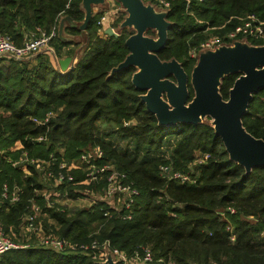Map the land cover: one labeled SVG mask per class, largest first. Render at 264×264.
<instances>
[{
  "label": "trees",
  "instance_id": "obj_1",
  "mask_svg": "<svg viewBox=\"0 0 264 264\" xmlns=\"http://www.w3.org/2000/svg\"><path fill=\"white\" fill-rule=\"evenodd\" d=\"M171 1L168 40L158 55L162 60L174 56L189 75L198 58H188L187 53L205 38L208 23L224 34L235 29L239 16L254 13L264 20V0ZM82 3L0 0V33L10 34L18 43H22L24 31L60 28L62 12L74 20L72 24L67 21L66 31L85 34L87 42L67 72L57 68L48 51L37 55L34 66L12 59L2 64L0 59V219L6 234L18 242L17 234L25 238L21 235L23 216L29 199L34 198L47 214L45 227L58 235L74 241L109 239L130 254L138 246L148 245L156 259L152 264H168L170 257L177 264H264V165L247 172L230 158L209 122L160 125L141 98L145 92L132 82L136 67L113 71L129 54L126 40L133 33L123 30L119 37H102V13L94 14L87 29L81 30L86 15ZM123 19L120 16L116 24ZM251 40L264 45L262 40ZM52 43L59 56L62 47L69 45L59 34ZM239 76L232 73L222 78L224 99H229ZM189 91L191 100L195 95L191 82ZM51 111L56 116L48 131L35 124L33 117L44 118ZM242 120L252 135L264 139V88L254 94ZM46 133L47 141L31 140ZM17 142L23 148L14 151ZM95 146L104 150L99 163H112L127 172L140 189L132 219L115 214L108 218L105 212L113 210L104 200L65 211L48 207L37 193L44 184L35 175V167L29 165L32 174L25 175L12 164L24 151L35 159L51 160L54 155L58 164ZM198 153L210 158L199 162ZM161 165L195 181L166 179L160 173ZM72 173L74 182L67 186L69 196L76 199L80 193L74 191L79 187L75 183L85 180L86 174L82 170ZM4 184L22 186V200L14 204L3 201ZM50 218L55 224L49 223ZM23 242L29 246L7 251L1 263L103 264L87 252H59L36 246L32 240ZM160 258L165 261H157Z\"/></svg>",
  "mask_w": 264,
  "mask_h": 264
},
{
  "label": "water",
  "instance_id": "obj_2",
  "mask_svg": "<svg viewBox=\"0 0 264 264\" xmlns=\"http://www.w3.org/2000/svg\"><path fill=\"white\" fill-rule=\"evenodd\" d=\"M104 0H83L86 8L81 30H86L93 16L92 4ZM128 16L123 27L133 26L137 30L126 40L129 54L113 71L134 66L132 82L145 93L141 98L147 109L156 115L160 125L177 126L178 123L198 124L202 117L214 119V128L230 154V158L245 166L250 172L264 165V139L252 135L243 124V116L255 93L264 88V45L248 46L237 42L235 47H221L216 51L200 55L191 78L177 60L163 61L159 52L166 46L170 22L167 12H157L142 0H120ZM110 15L101 22L102 30L109 36L119 37L111 26ZM74 20L67 16L60 21L59 35L65 22ZM155 29L157 38L146 35V30ZM72 57L59 60L61 71L74 66ZM240 73L230 90L229 99L220 92L222 78ZM174 78V79H173ZM189 82L195 91L190 100ZM108 264H114L110 259Z\"/></svg>",
  "mask_w": 264,
  "mask_h": 264
},
{
  "label": "built area",
  "instance_id": "obj_3",
  "mask_svg": "<svg viewBox=\"0 0 264 264\" xmlns=\"http://www.w3.org/2000/svg\"><path fill=\"white\" fill-rule=\"evenodd\" d=\"M145 4H153V1L158 2L161 6L168 10L171 7L170 0H142ZM202 1V0H201ZM66 8H69V4ZM64 12L61 13L60 21L65 18ZM239 24L233 31H230L228 36L231 39L242 37L245 40L254 39L264 41V20L257 14H247L237 17ZM105 20L102 17L100 23ZM59 28L54 26L51 30L37 28L35 31H26L23 35L22 43H18L10 34L0 33V59L3 60H19L25 61L37 56L39 53L50 52L57 62L59 59L56 55L53 40L58 36ZM217 39H211L208 42L201 44L202 48H213ZM197 49L191 50L192 57L199 58L196 54ZM56 116V113L51 111L44 118L33 117V121L38 126H46L47 131L50 129L49 122ZM127 124V122L125 123ZM32 141L43 142L48 140V134H40L36 137H31ZM23 148L21 142H17L12 150L16 151ZM197 161L203 162L210 158L209 154H197ZM104 157V150L100 146H95L88 151L82 152L77 158L72 160L63 159L58 164L57 158L51 155V160L30 158L27 151L22 153L18 160H12L15 167H21L25 175H31L29 165L40 167L43 175L42 183L44 184L38 194H41L48 207H56L60 211L72 209L75 207L91 206L96 200H104L109 205L113 212L107 211L105 215L111 218L113 214L117 217L128 220L133 217V207L135 206L140 189L135 182L130 179L127 172L120 170L112 163H99ZM82 170L86 174V179L75 183L77 188L75 192L80 193L79 197L74 199L69 196L68 186L74 182L72 171ZM160 173L166 179H178L182 182H194L188 174L180 171H174L168 165L160 166ZM64 186V188H61ZM65 186H67L65 188ZM91 186H96L95 189ZM98 186V187H97ZM24 190L22 186L15 184L10 188L7 184L3 185L1 198L9 204H14L22 200ZM91 196V198H90ZM89 198V199H88ZM89 202L86 206H70V202ZM43 206L34 198H30L26 206L21 225V235L27 241L31 240L36 246L51 248L59 252H87L95 261L103 264H108L111 259L114 264H152L156 260L152 248L148 245L138 246L133 253H128L119 247L113 246L109 239L103 241H74L65 236L58 235L53 228H46L44 218L47 214L44 213ZM50 224H55L53 219L48 220ZM57 229H59L57 227ZM29 246L25 242L21 243L14 240L6 234L4 225L0 219V264L4 253L12 249H18ZM157 261H163L162 258Z\"/></svg>",
  "mask_w": 264,
  "mask_h": 264
},
{
  "label": "rangeland",
  "instance_id": "obj_4",
  "mask_svg": "<svg viewBox=\"0 0 264 264\" xmlns=\"http://www.w3.org/2000/svg\"><path fill=\"white\" fill-rule=\"evenodd\" d=\"M171 1V0H170ZM172 2V1H171ZM120 4V3H119ZM152 6L155 8V10L157 11V12H167L168 10H165V8L163 7V6H161L158 2H156V1H153V4H152ZM116 8H114V7H112V8H109V7H99V8H97L96 10H106L107 11V14H109L110 15V18L111 19H113V18H116V15L117 14H119V7H117V6H115ZM113 9V10H112ZM123 11V10H122ZM121 11V12H122ZM106 14V15H107ZM123 17H126L125 16V14H127L126 12H125V10L123 11ZM122 16V15H121ZM245 16V15H244ZM124 20V19H123ZM116 21H117V19L114 21L115 22V26L117 27V26H119L120 27V30H116L118 33H120L121 31H123V30H125L124 31V33H135L137 30L135 29V27H133V26H127V27H123L122 26V24H116ZM169 21V20H168ZM197 22H199V23H204V21L203 20H200V19H198L197 18ZM123 28H122V27ZM26 31H24V33H25ZM146 35L147 36H149V37H152V38H157L158 37V32H157V30H155V29H148V30H146ZM203 34H204V36H205V38L195 47L196 49H197V52H196V54L197 55H199L198 57H200V55H202V54H205V53H208L209 51H216V50H218L219 48H221V47H229V48H232V47H235L236 46V44H237V42H241V43H246V45H248V46H251V45H255V46H261V45H258V44H254L253 42H252V40L251 39H248V40H245L244 38H242V37H239V38H234V39H231L229 36H228V34L229 33H224V34H222L220 31H219V27H212L209 23H208V26L206 27V29L203 31ZM77 38V40H79V43L81 42L82 43V41H84L85 40V38H86V36L85 35H80V36H78V37H76ZM211 39H217L218 40V42L217 43H215V45H214V47L213 48H202L201 47V44H203V43H205V42H208V41H210ZM21 41H23V39L21 40ZM80 43V44H81ZM76 47H74L75 49V52H76V50L79 48V46L80 45H75ZM66 47L67 46H64V47H62V51H64L65 49H66ZM84 47V46H83ZM83 47L82 48H80V51H79V55L77 56V60L80 58V56H81V53H82V51H83ZM192 50V49H191ZM191 50H190V52H191ZM46 52V51H45ZM190 52L189 53H187V55H188V58H189V56H191V54H190ZM56 55H57V53H56ZM187 55H185L184 56V58L185 57H187ZM50 56H52V58L55 60V65L56 66H58V65H60L59 63L57 64L56 62H57V60L54 58V56L53 55H50ZM57 57H61V56H59V55H57ZM192 57V56H191ZM35 56H33L32 58H30V59H27V60H25V61H20V63H27L28 65H32V66H34L35 64H36V62H34L35 61ZM173 59H177V58H175L174 56L173 57H171L170 59H168V60H163V61H171V60H173ZM178 60V59H177ZM16 61V60H15ZM19 61V60H18ZM179 61V60H178ZM2 62V64H9V61H7V60H4V61H1ZM180 63H181V61H179ZM198 62V61H197ZM76 64V63H75ZM60 67V66H59ZM137 70H138V68H136ZM194 69V68H193ZM193 69L191 70V74H192V71H193ZM60 70H61V68H60ZM191 74L189 75L190 76V78H191ZM174 79V78H173ZM202 122H209L210 124H214V119L212 118V117H210V116H204V117H202ZM93 148V147H92ZM35 170L37 171V173L35 174V175H37V178H38V180L40 181V182H42V180H43V175H42V171H41V168L40 167H35ZM90 198H91V196H90ZM89 199V198H88ZM88 203L89 202H87V201H82V202H76V201H72V202H70V206H80V205H82V206H86V205H88ZM75 208H81V207H75ZM16 238H18V240H20L21 241V243H23V240H26L25 238H21V237H18V234H17V236H16ZM30 241V240H29ZM163 261H165V259H163ZM168 264H177L176 263V261L173 259V258H169L168 259V262H167ZM192 264H204V263H198V262H196V261H193L192 262ZM210 264H217V263H214V262H211Z\"/></svg>",
  "mask_w": 264,
  "mask_h": 264
},
{
  "label": "crops",
  "instance_id": "obj_5",
  "mask_svg": "<svg viewBox=\"0 0 264 264\" xmlns=\"http://www.w3.org/2000/svg\"><path fill=\"white\" fill-rule=\"evenodd\" d=\"M120 3V4H119ZM83 4V9L84 11L86 12V8L84 6V3ZM115 6L119 7V14L116 15V18H113L110 20L111 22V26L114 28V30H120V27L119 26H115V20L118 19L121 15L123 16V11L125 10V12L127 14H125L126 17H124V20L127 18V16L129 15L128 12H127V9L124 7L123 3L120 1V0H104L103 2H100V3H93L92 4V10H93V15L94 14H97V13H102L103 17L107 14V11L106 10H96L97 8L99 7H109V8H116ZM113 10V9H112ZM123 10V11H122ZM122 11V12H121ZM86 16V15H85ZM124 20L120 23L122 24L124 22ZM68 22L66 21L65 22V28H64V31H63V34H62V38L64 40H67L69 42V45L66 47V49L64 51H62L61 53V57H58V59H62V58H66L68 56H71L72 57V62L71 64L73 66H75V63L77 62V56L79 55V51H80V48H82L83 46L86 45V38L84 41H82V43L80 44L79 43V40H77L76 37L80 36V35H85V34H79V35H73V34H69L67 31H66V26L68 25L67 24ZM122 27V26H121ZM123 28V27H122ZM99 34L102 36V37H107V34L102 30V28L100 29L99 31ZM75 45H80L79 48L76 50L75 52V48L76 47ZM82 54V53H81ZM37 57V56H36ZM55 58V57H54ZM53 59V58H52ZM34 62H37V59L35 58V61ZM53 62L55 64V60L53 59ZM58 64V62H56ZM60 65L57 66L58 69H60L59 67Z\"/></svg>",
  "mask_w": 264,
  "mask_h": 264
}]
</instances>
